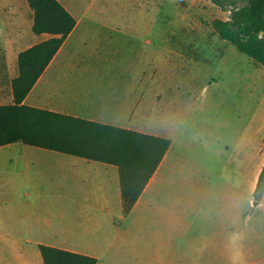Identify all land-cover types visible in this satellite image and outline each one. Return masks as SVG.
<instances>
[{"label":"rangeland","instance_id":"rangeland-1","mask_svg":"<svg viewBox=\"0 0 264 264\" xmlns=\"http://www.w3.org/2000/svg\"><path fill=\"white\" fill-rule=\"evenodd\" d=\"M60 1L80 22L78 35L71 43L81 39L91 42L99 34L118 35L112 46L101 44V38L99 52L86 58L91 66L123 72L107 76L113 84L129 85L131 77H139L134 72H144L140 77L149 83L155 99H163L164 88H169L165 100L172 105L171 116L182 110L177 119L185 122L194 116L202 131L210 127L205 124L209 117L214 131L224 133L234 147L240 140L249 141L252 169L253 159L264 157V66L221 39L213 29V20L227 19L228 11L213 0ZM33 22L34 11L28 0H0V50L11 53L25 49L28 45L21 42L30 34ZM124 69H128V76ZM183 125H179L182 130ZM142 127L146 128V123ZM21 145L24 144H17ZM192 155L200 164L205 162L202 151L197 149ZM263 167L261 163L260 170ZM105 168L100 176L93 173L80 185L68 186V191L76 198L83 193H106L111 198L108 205L116 214L87 219L75 209L68 219H60L68 231L67 238L94 241L101 264H264V185L257 197L251 194V231H245L244 237L250 245H236L233 252L217 248L207 253L198 250V236L188 229L195 227V208L174 197H186L177 177V184H158L149 202L144 199L126 213L124 205L123 210L119 209L117 168ZM258 174L259 171L252 177L254 184ZM2 177L5 172L0 171ZM107 178L108 184L104 180ZM95 182H100L99 189ZM51 183L44 186L47 195L52 190ZM255 201L259 204L255 205ZM17 215L21 218L23 214ZM238 227L247 228L242 223ZM10 236L9 243L0 242V264H37L42 258L39 248L36 247L37 256L34 250L24 249L13 239L25 234ZM146 254L150 260H146Z\"/></svg>","mask_w":264,"mask_h":264},{"label":"crops","instance_id":"crops-1","mask_svg":"<svg viewBox=\"0 0 264 264\" xmlns=\"http://www.w3.org/2000/svg\"><path fill=\"white\" fill-rule=\"evenodd\" d=\"M33 23L30 34L21 42L28 45L25 49L52 37L49 33L35 34ZM79 26L77 21L24 103L171 139L169 150L132 208L135 209L144 199L149 202L155 196L154 188L158 184H177L174 181L177 177L178 183L184 185L186 197L176 194L174 197L179 203L188 201V205L195 208V227L188 229L198 236V250L208 253L221 248L233 252L236 245L249 246L244 237L245 231H251V194H255L258 184L252 182V177L258 171L260 176L264 157L256 156L252 169L249 141L242 143L240 140L234 147L224 133L214 131L215 126L209 117L205 118V124L210 126L205 133L198 127V118L193 116L185 122L177 119L182 110L171 116L172 105L165 100L169 88H164L163 99H155L149 83L140 77L144 72H134L139 77H131L129 85L113 84L107 76L123 72L91 66L86 58L99 52L101 38V44L112 46L118 35L99 34L91 42L81 39L71 43L78 35ZM21 51L10 53L0 50V105L14 101L13 80L19 75ZM123 71L128 76V69ZM144 123L146 128L142 127ZM180 123H184V130L180 129ZM18 143L21 142L0 147V171L5 172V177L0 178V242L9 243L12 239L10 234H25L13 239L24 245V249L34 250L37 256L36 247L47 244L96 257L97 264H101L94 241L90 238H67L68 231L60 219H68L75 209L80 217L87 219L116 214L115 209L108 205L111 198L106 193L93 196L83 193L76 198L69 193L68 186L80 185L93 173L100 176L102 167H107L106 170L116 167L120 181L118 167L41 147L17 146ZM197 149L205 154L203 164L192 155ZM59 180L68 183L61 185ZM104 180L108 184V178ZM48 181L52 182L50 195L44 188ZM95 184L98 189L101 187L100 182ZM118 191L121 197L119 209L123 210L121 181ZM20 212L23 214L21 218L17 215ZM176 220L184 226L183 221ZM240 223L247 226L246 230L238 227ZM145 256L150 260L148 254ZM42 260L39 258L37 264H44Z\"/></svg>","mask_w":264,"mask_h":264},{"label":"trees","instance_id":"trees-1","mask_svg":"<svg viewBox=\"0 0 264 264\" xmlns=\"http://www.w3.org/2000/svg\"><path fill=\"white\" fill-rule=\"evenodd\" d=\"M34 11L32 30L52 37L19 54V75L13 80L14 101L0 105V147L21 142L116 165L123 205L129 212L158 169L171 139L30 106L25 98L77 25L60 0H28ZM230 13L214 19L217 35L264 66V0H213ZM264 185V167L255 196ZM44 264H97L98 258L40 244Z\"/></svg>","mask_w":264,"mask_h":264},{"label":"water","instance_id":"water-1","mask_svg":"<svg viewBox=\"0 0 264 264\" xmlns=\"http://www.w3.org/2000/svg\"><path fill=\"white\" fill-rule=\"evenodd\" d=\"M254 204H255V205H258V204H259V202L255 201V202H254Z\"/></svg>","mask_w":264,"mask_h":264}]
</instances>
